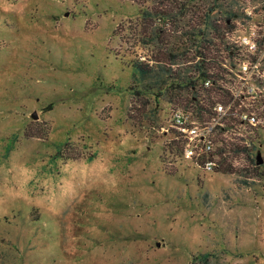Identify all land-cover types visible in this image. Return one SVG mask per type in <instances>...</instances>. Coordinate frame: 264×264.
<instances>
[{
    "label": "rangeland",
    "instance_id": "1",
    "mask_svg": "<svg viewBox=\"0 0 264 264\" xmlns=\"http://www.w3.org/2000/svg\"><path fill=\"white\" fill-rule=\"evenodd\" d=\"M156 6L0 0V264H264V132L222 138L214 170L182 156L183 103L132 66Z\"/></svg>",
    "mask_w": 264,
    "mask_h": 264
},
{
    "label": "built area",
    "instance_id": "2",
    "mask_svg": "<svg viewBox=\"0 0 264 264\" xmlns=\"http://www.w3.org/2000/svg\"><path fill=\"white\" fill-rule=\"evenodd\" d=\"M231 12L218 21L220 49L202 34L187 46L190 93L169 110L168 128L181 141L182 156L205 170L218 167L214 156L222 138L264 132V0H238Z\"/></svg>",
    "mask_w": 264,
    "mask_h": 264
},
{
    "label": "trees",
    "instance_id": "3",
    "mask_svg": "<svg viewBox=\"0 0 264 264\" xmlns=\"http://www.w3.org/2000/svg\"><path fill=\"white\" fill-rule=\"evenodd\" d=\"M154 1L157 2L155 8H147L142 11L143 22L146 19L152 21V24H149V31L143 34V39L154 46L150 50V59L154 61L135 58L132 60V66L142 80L141 88L143 90L155 91L153 93L164 94L170 100L177 99V102L183 103V97L189 90L191 82V74L188 72L190 68L183 65L189 56L185 51L187 45L185 41L183 42V26L170 27L171 24L168 26L169 18L178 19L186 11L190 12L189 18L192 19V22H190L191 37H188L189 41L192 43L195 40V34H202V41L209 42L214 49L218 50L224 40L218 21L225 20L232 14V2L231 0H205L198 4L192 3L185 8L187 0ZM153 17L158 19V25L153 24ZM179 28L180 30H178ZM210 28L219 36V41L216 37L209 35ZM224 144L229 151L234 149V144L240 146L232 139H224ZM240 147L245 150L247 158L257 163V158L250 155V148L243 144Z\"/></svg>",
    "mask_w": 264,
    "mask_h": 264
},
{
    "label": "water",
    "instance_id": "4",
    "mask_svg": "<svg viewBox=\"0 0 264 264\" xmlns=\"http://www.w3.org/2000/svg\"><path fill=\"white\" fill-rule=\"evenodd\" d=\"M31 116H33V117H37V112H36V110H34L32 113H31ZM261 155H260V153L258 152V154H257V163H260L261 162Z\"/></svg>",
    "mask_w": 264,
    "mask_h": 264
}]
</instances>
